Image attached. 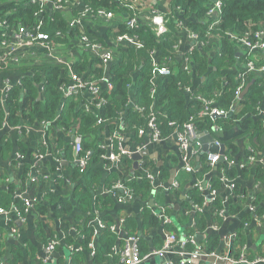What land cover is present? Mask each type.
Instances as JSON below:
<instances>
[{
	"label": "crops",
	"instance_id": "1",
	"mask_svg": "<svg viewBox=\"0 0 264 264\" xmlns=\"http://www.w3.org/2000/svg\"><path fill=\"white\" fill-rule=\"evenodd\" d=\"M168 5V0H148V4L140 9L138 20H148L156 12L164 13ZM188 18L192 16L186 20ZM81 24L88 32L103 39L104 46L113 53L112 63L129 45L126 40L108 38L107 32L115 26L116 20L107 23L100 18H85ZM191 43L181 32L177 51H187ZM72 48L63 58L66 63H71L77 57L76 47ZM243 54L244 48L239 44L236 57ZM51 59L45 57L43 49L33 46L25 50L21 59L20 66L28 65V70H18L20 66H17L1 71L2 107L6 109L7 100L16 88L19 94L12 101L20 105L24 103L23 77L32 79L38 72L42 78L45 77L44 69H36L53 63ZM109 66L107 64L105 67L99 82L96 81L100 89L108 88ZM235 70L234 67L231 70L234 76ZM61 76L64 81L60 82L68 86L71 80L67 69H62ZM203 80L200 78V81ZM200 81L194 82V85ZM43 88L38 86L34 102L41 100ZM64 91L60 89L63 99L68 97H65ZM130 93L132 95V91ZM73 95V99L82 105L90 99L91 93L85 87ZM32 105L33 100L27 103V107ZM128 106L141 110L134 105L132 96ZM256 110L253 116L262 122L264 101ZM230 116L228 112L225 117ZM215 119L212 118V124L205 131L224 144V156L227 159L215 165L201 160L207 153L202 150V143L196 137L201 147L198 154L190 159L192 172H187L174 135H170L166 141H150L146 135L138 134L137 130L126 129L121 117L117 124L101 120L96 123L91 135L82 136V140L92 142L94 152L95 149L101 151L94 159L90 156L84 169L77 163L73 148L72 137L77 135L75 124L65 127L55 120L49 121L47 125L40 122L23 123L21 120L10 125L6 118L0 126V207L9 212L0 215V264H117L119 259L116 251L122 239L129 234L139 238L140 252L145 255L160 249L167 233L175 234L179 240L191 236L194 240L196 235L204 237L199 243L195 240L194 243H186L187 249L193 251L198 244L206 243L209 229L219 236V244L209 252H216L225 258H237L243 254L247 260L256 257L264 259V239H261L264 235V218L260 221L254 219L257 214H261L260 208L264 212L263 198L259 199L257 195L258 191H264V165L262 178H257L254 174L258 161L250 162L248 159L250 151H254L256 159L264 157V131L244 133L238 120L234 121L231 128H223L215 123ZM91 149H88L90 155ZM120 151L126 153L119 155ZM111 153L118 156L110 157ZM242 171H245L244 175L240 174ZM214 179L218 183L212 185ZM117 181L127 185L147 181L149 189L145 195L134 191L128 203H120L109 190V186ZM198 181L208 189L211 185V191L215 192L211 202L204 194V191H210L208 189L199 192L201 200L192 201L190 192L197 189L195 183ZM85 194L89 195L92 204L90 209L83 212L77 199ZM27 196L36 197L32 208L24 203ZM232 199L240 202L241 211L230 209ZM217 201L219 207L214 204ZM4 202L8 204L4 206ZM36 203L44 205L45 212L38 213ZM64 203H71L72 210L56 213L55 210H61ZM217 211L223 216H216ZM98 220L104 223V227ZM111 227L114 229L111 230ZM85 230L90 232L87 243ZM104 231L115 236L109 250H104L102 239L100 241ZM52 241H56V244L49 250L48 245ZM92 249L95 254H92ZM236 253L239 255L235 257ZM175 260L177 258L173 253H167L164 256L151 255L140 264H161ZM213 263L202 259L197 262ZM227 264L246 262L229 261Z\"/></svg>",
	"mask_w": 264,
	"mask_h": 264
},
{
	"label": "trees",
	"instance_id": "2",
	"mask_svg": "<svg viewBox=\"0 0 264 264\" xmlns=\"http://www.w3.org/2000/svg\"><path fill=\"white\" fill-rule=\"evenodd\" d=\"M26 1L0 0V21L7 26V29H0V39L2 37L11 39L15 30L23 28L30 31L38 40L45 41L55 48L64 47L71 42L70 40L77 38L81 32L90 38L95 37L103 44V39L100 36L88 32L82 24L71 25L72 20L79 18L84 7L90 14L86 17L82 16V21L85 18H99L98 11L100 10L110 12L112 17L105 22L111 23L116 20V24L108 30V38L113 40L119 36L127 35L142 45L138 48L131 44L128 45L125 51L118 54L116 61L110 64L107 74L108 81L113 87L112 90L101 88V95L105 97L106 101L96 109L83 110V104L79 105L73 99L75 96L73 94L63 99L58 85L63 80V77H60L62 69L67 68L64 64L53 62L36 69V71L44 69L45 77L42 78L40 72L36 73L32 79L28 76L23 77L24 103L20 105V103L12 101L19 94L16 88L7 100L6 109L0 104V126L6 118L10 125L21 122V120L23 123L30 124L55 120L59 125L65 127L75 124L77 126L76 134L87 136L94 132L99 119L117 124L121 117L124 126L129 131H136L140 127L145 129L150 113L153 112L162 135L170 132L169 121L181 125L187 122L190 117H192L191 120L197 130H205L210 127L212 120L201 115L202 103L195 99L190 100L188 94L185 93V88L192 87L194 82L205 77L203 81H200L201 83H195L192 94L213 97L218 107L230 110L237 100V81L234 72L231 71L232 68L234 67L238 71L242 70L241 65L248 59L255 61L257 65H264V51H254L236 57L239 38L254 42L255 33L264 31V0H221L220 21L214 26L210 25L208 18V9L212 0H170L167 31L162 35L156 34L149 19H139L134 26H128L129 18L140 15L139 9L129 7L132 0H78L80 1L79 5L64 9H53L39 2L28 3ZM177 9L181 10L183 17ZM188 16H192V18L186 20ZM177 20L183 26L197 33L199 39L204 42L202 48H195L185 53L190 57L189 72L182 70L181 58L183 55L177 51L176 47L182 31V27L177 26ZM230 34H233L235 38H232ZM262 39L264 40V34ZM208 42H210L209 45H207ZM253 53L261 54L262 57H257L256 60L251 59L250 56ZM154 59L159 65L168 64L171 69L170 74L154 75L152 72V60ZM74 61L72 65L74 73L82 76L85 80H99L104 75L105 64L101 63L96 56L86 52L77 53ZM28 69L29 66L24 64L18 70ZM248 83L250 84L248 91L239 100L231 112V116L219 117L214 120L218 126L231 128L234 121L238 120L240 129L244 133L264 131L262 122L253 116L257 111L256 107L260 105L261 101H264V80L259 73H251L247 78L246 85ZM36 84H39L40 88L41 86L44 88L41 100L34 102L38 89ZM131 96L134 105L136 108H140V111L133 106H128ZM32 100L33 105L27 107V103ZM95 101H93V106H95ZM91 144V141L89 143L82 140V153L92 148L91 158L94 159L100 155L101 151L95 149L94 152L95 146ZM204 159L205 156L201 160ZM75 173L79 174L78 171ZM240 174L244 175L245 171ZM254 175L257 178H262V165H257ZM215 182L218 183L214 179L212 185H215ZM128 186L137 194L145 195L149 189L147 181ZM257 195L259 199L264 197L263 193ZM190 196L194 202L201 200L199 191L196 189L190 192ZM2 204L5 206L8 203ZM77 204L85 212L91 208L92 202L89 195L85 194L78 197ZM214 204L220 206L218 201ZM62 205L61 210H55L56 213L72 210L71 203ZM35 206L38 213H43L46 210V207L41 203H36ZM229 207L234 211H241L240 202L234 199L230 201ZM262 210L260 208V213L263 212ZM85 232V242L87 243L90 232L87 230ZM101 239L103 249L109 250L115 241V236L104 231L100 241ZM218 244V234L209 233L206 238V250L209 252L215 249ZM238 255L236 253L234 256Z\"/></svg>",
	"mask_w": 264,
	"mask_h": 264
},
{
	"label": "built area",
	"instance_id": "3",
	"mask_svg": "<svg viewBox=\"0 0 264 264\" xmlns=\"http://www.w3.org/2000/svg\"><path fill=\"white\" fill-rule=\"evenodd\" d=\"M169 5L164 13H154L150 18L149 22L152 26V28L155 30L157 35H162L167 31V21H168V14H169V6H170V0ZM26 2L32 3V2H39L42 5H46L50 8L53 9H64L65 7H72L76 4L79 5L78 0H27ZM146 4H148V0H132L131 3L129 4L130 8L134 9H140L144 7ZM83 7V6H82ZM177 11L181 14V10L177 9ZM90 12H88L84 7L80 13V16L78 19H74L71 21V25L78 26L81 24V20L83 17H86ZM99 18L103 19L104 21H108L112 17V13L106 12L103 10L98 11ZM83 16V17H82ZM82 17V18H81ZM221 17V0H212L211 6L208 9V18L210 20V25L214 26L220 21ZM138 21V16L137 17H131L127 20V24L129 27H132L136 24ZM177 26L182 27L183 33H185L186 37L189 38L192 43L189 49L183 53H181L182 56V64L181 68L184 71H190V57L188 54H185L186 52H190L195 48H202L204 45V42H202L197 33L193 32L190 28H187L182 25L180 21L177 20ZM7 29L6 25H3L0 21V29ZM264 34V31H259L255 33V41L251 42L249 40L239 38V44L244 48V54H249L250 52L254 51H264V40L262 39V36ZM232 38H235L233 34H230ZM4 36V34H3ZM41 37V36H40ZM42 38V37H41ZM237 39V38H236ZM117 40H126L129 45H134L135 47H140L142 44L130 38L127 35L119 36ZM71 42L68 43L67 45H64V47L59 46L58 48L52 47L50 44H47L45 41L38 40L35 36H33L30 31H27L23 28H19L18 30H15L12 33L11 39L7 37H2L0 39V72L3 70H7L10 67H17L22 64V57L25 53V50L33 47V46H38L43 51H45V57H50L52 58L51 60L54 63H60L66 65L68 76L70 77L71 83L68 84V86L65 85V82H61L58 85V89L64 90V95L69 96L71 94H75L76 91L80 90L81 88L88 87L91 93L90 99L86 100L82 107L84 108L83 110H88L89 108H97L99 107L102 103L106 101L105 97L101 95L102 91L99 86V80L90 81V80H85L83 77L78 76L74 73L72 69V65L75 62L74 60L68 63H66L63 58L65 57L66 53H68L72 47L75 46L74 48L77 53H82L86 52L89 53L93 56H96L101 63L105 64V67L107 64L110 65L113 60V53L112 51L105 47L100 41H98L95 37L90 38L87 35L81 34L75 38L70 40ZM181 37L179 38V41L177 43H180ZM210 42L207 43V45ZM73 44V45H72ZM176 46V47H177ZM152 72L154 75H168L171 72L170 67L168 64L163 63L162 65H159L155 59L152 60ZM110 62V63H109ZM70 63V64H69ZM242 66V70L240 69L235 70V78L237 81V87H236V98H238V95L241 93V91L244 89L247 83V78L251 73H259L263 80H264V65H257L255 61L252 60H246ZM107 80V79H106ZM112 85L108 81V90H112ZM185 93L188 94L189 99H195L199 102L202 103L203 109L201 111V115L204 117H209L211 118L213 115L216 116H223L225 117L229 110H225L223 108L218 107L215 104V99L213 97H206L201 94H192V88L191 87H186L185 88ZM95 101V106H93V101ZM264 116V115H263ZM192 117L189 118L187 122H184L183 124L179 125L176 124L173 121H169L168 125L171 127V130L168 134L162 135L160 129L157 126L156 118L153 112L150 113V117L147 123L146 128H138L137 132L140 135H146L150 141L153 142H158V141H166L170 135H174L176 142L178 143V148L179 152L182 158V161H184V169L187 172H192L193 170V165L190 163V159L196 156L199 152V149L201 147L200 142L198 141V137L196 136V132L198 131L196 129L195 124L191 120ZM212 119V118H211ZM264 119V118H263ZM101 119L97 121L100 122ZM49 121H41L40 124L42 125H47ZM262 124L264 125V120L262 121ZM39 127V125L37 126ZM215 128V127H214ZM74 137V136H73ZM197 137V138H196ZM73 148L75 150V155L77 159V163L84 169L89 162L90 159V150H86L84 153H82V136L81 135H75L73 138ZM216 145H219L220 142L218 140L215 141ZM125 151H120V154H125ZM207 154L205 155V160H207L209 165H215L217 164L218 159L220 158V153L217 150H214L213 152H206ZM249 153L253 154H248V159L250 162H256L258 161L257 164L264 165V157H261V159H256V155L254 151H250ZM114 156L112 153L110 154V157H117ZM104 157V156H103ZM106 158H109L107 156ZM223 161L227 159L226 156H224V153L222 154ZM200 167V165H199ZM82 171V170H81ZM149 178H151L150 175H148ZM201 181H198V183H195L196 185V190L199 192L204 191V189H208L207 186L203 187L201 185ZM231 185V184H230ZM209 192H206L207 194L210 195V199H207L209 202H211L215 198V192L213 193L211 191V185ZM258 190H260L259 184L257 185ZM109 190L112 193V195L116 198L117 201L120 203H128L132 197H133V189L129 187L127 184H123L121 181H117L116 183H113V185L109 186ZM211 192V193H210ZM258 193H263L264 191H258ZM212 194V195H211ZM25 195V194H24ZM36 201V197L34 196H27L25 197L24 203L27 207H33L34 203ZM264 204V197L262 200ZM197 206L195 207V209ZM253 210V208L251 209ZM256 211V209H254ZM9 212L8 209L1 208L0 207V215H6ZM216 216H223V214L220 211H217L215 213ZM214 215V216H215ZM262 218H264V212L261 213L260 215L257 214L254 219L256 221H260ZM98 223L102 227H104V223L100 220H98ZM111 230L114 229V227L110 228ZM110 230V231H111ZM187 242L194 243L193 237H188V238H183L181 240L178 239V237L173 234V233H167L164 238L163 245L160 249L153 251L149 254L142 255L140 253V246H139V238L136 237L135 235L129 234L128 236H125L119 248L117 249L116 253L118 254V263L117 264H140L143 260L147 259L151 255H158V256H164L167 253H173L177 260L172 261V262H164L161 264H188L190 262V259L192 257L193 252L191 250L187 249ZM56 244V241H52L48 245V249L52 250L54 248V245ZM90 246H92L91 243H89ZM199 246L197 247L200 249L202 255L206 256H216L221 259H226L228 262L231 261L232 263L234 262H246V264H258L260 262H264V259L261 257H256L251 260H247V258L242 254L239 255L237 258H233L232 256L229 258H225V256H219L218 253L216 252H208L206 250V243L198 244ZM174 247H178V249H175ZM92 254H95V251L92 249ZM213 264H219V263H213Z\"/></svg>",
	"mask_w": 264,
	"mask_h": 264
},
{
	"label": "water",
	"instance_id": "4",
	"mask_svg": "<svg viewBox=\"0 0 264 264\" xmlns=\"http://www.w3.org/2000/svg\"><path fill=\"white\" fill-rule=\"evenodd\" d=\"M239 53H237L238 55ZM205 77H201V80H203ZM39 86V85H38ZM250 84H247L244 89L241 91V93L238 95L237 100H240L244 94L247 92L248 88H249ZM39 97L41 96V94L39 93L38 95ZM235 101L234 104L232 105L230 111H229V115H231V112L235 109L238 101ZM212 118H218V116L213 115ZM196 136L198 137V139L201 141L202 143V150L204 152H208L209 150H217L220 153V158L218 159L217 163L222 162L223 158H222V154L224 153V144L220 143L219 145L215 144L216 138H214L210 132L208 131H203V130H198L196 132ZM74 137H72L73 139ZM185 192V190L183 191V193ZM205 196L207 199H210V195L207 194L206 192H204ZM207 233H212V231L209 229L207 231ZM204 237H201L200 235H196L195 237V241L196 243H199L198 241H201V239ZM193 254L192 257L190 259L191 264H197V262L199 261V259L202 260H207V261H213L214 263H219V264H227L228 261L226 259H221L218 258L214 255L212 256H206V255H202L200 249H198L197 247L195 249H193Z\"/></svg>",
	"mask_w": 264,
	"mask_h": 264
},
{
	"label": "rangeland",
	"instance_id": "5",
	"mask_svg": "<svg viewBox=\"0 0 264 264\" xmlns=\"http://www.w3.org/2000/svg\"><path fill=\"white\" fill-rule=\"evenodd\" d=\"M257 57H262L261 54L253 53L250 58L256 60ZM212 120V119H211ZM261 239H264V235L261 237Z\"/></svg>",
	"mask_w": 264,
	"mask_h": 264
}]
</instances>
